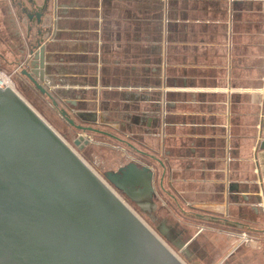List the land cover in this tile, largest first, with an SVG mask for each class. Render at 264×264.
<instances>
[{"label": "crops", "instance_id": "crops-1", "mask_svg": "<svg viewBox=\"0 0 264 264\" xmlns=\"http://www.w3.org/2000/svg\"><path fill=\"white\" fill-rule=\"evenodd\" d=\"M5 2L21 70L41 43L49 90L144 138L132 155L225 248L218 264H264V0Z\"/></svg>", "mask_w": 264, "mask_h": 264}, {"label": "water", "instance_id": "water-1", "mask_svg": "<svg viewBox=\"0 0 264 264\" xmlns=\"http://www.w3.org/2000/svg\"><path fill=\"white\" fill-rule=\"evenodd\" d=\"M45 51L41 43L32 46L22 75L57 105ZM61 115L75 125L65 109ZM154 178L136 163L101 178L0 82V264H185L114 190L151 195Z\"/></svg>", "mask_w": 264, "mask_h": 264}, {"label": "rangeland", "instance_id": "rangeland-1", "mask_svg": "<svg viewBox=\"0 0 264 264\" xmlns=\"http://www.w3.org/2000/svg\"><path fill=\"white\" fill-rule=\"evenodd\" d=\"M8 12L7 3L5 0H0V73L6 75L12 81L14 88L19 94L82 156L101 178H105L106 172L114 171L130 163L131 159L135 160L132 154L127 153L126 143L124 145L121 141L125 140L129 144L139 146L140 144H146L144 138L141 137V141L139 139L135 140L133 137L130 139L126 137L127 134H125L124 138L121 135L122 133L112 131V129L110 133L116 135L120 140L115 138L109 139V136L97 134L95 136L91 135L93 143L84 149L74 145L73 141L81 133L69 128V125L62 118L58 109L53 107L51 99L41 94L26 77L24 78L21 75V65H17L16 54L25 47V44H23L21 39L22 35L17 21L15 23L14 16ZM12 50L16 54L11 53ZM26 64L27 60L22 65L25 67ZM44 86L46 87V84ZM52 87L51 85V89H53ZM57 94L60 98H63L62 96L65 95V92L59 90ZM65 107L64 103L60 106L61 109ZM72 112L77 113L80 111L73 108ZM111 116L109 119L111 123L108 122L106 124L113 126L112 123L117 120V117L116 115ZM114 190L185 264H218L217 260L225 256V248L216 245L213 250H210L213 246L208 234L204 233L200 237H197L198 220L191 213L185 214L173 200L168 199L166 202L155 193L152 207L143 204L138 205L129 201L126 196L115 188ZM163 230L171 238H174L173 240L179 238L180 241L177 240L172 243L163 235ZM179 245L181 246L180 248L177 247ZM184 248L188 250L186 254L183 251Z\"/></svg>", "mask_w": 264, "mask_h": 264}, {"label": "flooded vegetation", "instance_id": "flooded-vegetation-1", "mask_svg": "<svg viewBox=\"0 0 264 264\" xmlns=\"http://www.w3.org/2000/svg\"><path fill=\"white\" fill-rule=\"evenodd\" d=\"M52 96L54 97V99H55V101L57 103V105H55V103L51 99L52 105H53V107H55L56 109H58V111L60 112V115H61V108H60V106H62L63 103H61L60 102V99L57 98V96L54 95L53 93H52ZM64 109H66L67 113L69 114L70 119H72L74 121V123H75V125H72L69 121H67L66 119H64L62 117L66 121V123L69 125V128L75 129V130H77V131H79L81 133L77 137V139H75L73 141L74 145L77 146V147H79V148H81V149H84L86 146L88 147V146H90L93 143V141H92L93 139H92L91 135H94L95 136V135L98 134V135H103V136H109L110 137L109 139H114L115 138V139L120 140L118 137H116V135H114L113 133H110L111 129H112V131L114 130L116 132L122 133L121 135L124 138H125V134H128L126 127L124 125H120L118 123V121H114L112 123L114 127L111 126L110 124H104L103 126L102 125H97L95 123V121L94 122H87L85 120L86 118H85V115L83 113H80V112L73 113L71 107L68 106V105ZM79 127H81V128H79ZM89 128L96 130V132L95 131H90ZM130 139H132V138H130ZM77 142H79V143L77 144ZM121 143H123V144L126 143V145H127L126 146L127 147V149H126L127 150V153L128 154H132L133 150L131 149V147L129 145V142L128 141L126 142L125 140H122ZM139 154H137V155L140 158H138L137 160L131 159V162L130 163H136L139 166H146V167L151 168L150 165L148 163H146V159H148L149 157L144 156L142 154L139 155ZM156 159H157V157H155V156H154V159L153 158L152 159L150 158V160H156ZM126 165H124V166H126ZM119 168L116 169V170H114V171H112V172H117L119 170ZM118 191L121 192L124 196H126V198L129 201H131L133 203H136L138 205L139 204L149 205L150 207H152V205H153V198H154V195H155V191L151 195H144L143 197H140L139 195H133V196L131 195V197H129L124 191H122V190H118ZM165 237L168 240H170L172 243L176 242L177 240L180 241L179 238L177 240L176 239L173 240V239H170V237L168 238L167 235ZM185 250L186 249L184 248L183 251L186 254L188 250H186V251Z\"/></svg>", "mask_w": 264, "mask_h": 264}, {"label": "bare ground", "instance_id": "bare-ground-1", "mask_svg": "<svg viewBox=\"0 0 264 264\" xmlns=\"http://www.w3.org/2000/svg\"><path fill=\"white\" fill-rule=\"evenodd\" d=\"M0 82L2 88H12L15 89L13 86L12 81L4 74L0 73Z\"/></svg>", "mask_w": 264, "mask_h": 264}, {"label": "built area", "instance_id": "built-area-1", "mask_svg": "<svg viewBox=\"0 0 264 264\" xmlns=\"http://www.w3.org/2000/svg\"><path fill=\"white\" fill-rule=\"evenodd\" d=\"M126 137L131 138V137H133V135H131V134L129 133V134L126 135Z\"/></svg>", "mask_w": 264, "mask_h": 264}]
</instances>
